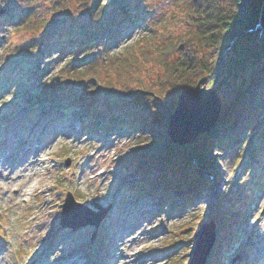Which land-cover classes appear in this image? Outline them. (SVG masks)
I'll return each mask as SVG.
<instances>
[{
    "label": "trees",
    "instance_id": "1",
    "mask_svg": "<svg viewBox=\"0 0 264 264\" xmlns=\"http://www.w3.org/2000/svg\"><path fill=\"white\" fill-rule=\"evenodd\" d=\"M38 2L25 0L18 13L9 12L2 21L13 19L38 39V44L31 40L25 47L39 46L34 60L36 81L22 87L19 98L54 103L80 115L86 130H131L136 142L129 160L138 167L149 166L148 173L168 170L170 182L178 176V181L166 185L168 191L181 182L188 186L185 177L193 163L203 169L213 158L220 161L227 188L210 209L220 221L219 231L235 241L238 217L249 221L253 200L264 183L259 165L249 166L248 174L240 172L245 161L264 152V25L253 29L260 6L256 0H244L249 14L225 13L219 0L202 9L197 0H188L183 10L174 8L162 18L154 17L148 0H51L48 17L40 14ZM167 19L185 22L187 28L179 33L167 31L170 36L161 39ZM138 22H147V33L124 49L113 50L122 33ZM223 39L228 40L230 51L217 65L208 66L199 46ZM57 42L64 48L62 56L47 66L50 47ZM24 59L30 62L29 57ZM23 62L15 64L20 81L26 72ZM205 74H211L210 84L222 74L237 83L222 101L214 130L199 134L193 143L177 145L166 136L168 116L179 92ZM96 119L101 121L97 127ZM256 140L261 144L258 152L253 150ZM195 182L205 186L207 177ZM223 245L219 236L214 253H221ZM213 264L222 262L215 258Z\"/></svg>",
    "mask_w": 264,
    "mask_h": 264
},
{
    "label": "rangeland",
    "instance_id": "2",
    "mask_svg": "<svg viewBox=\"0 0 264 264\" xmlns=\"http://www.w3.org/2000/svg\"><path fill=\"white\" fill-rule=\"evenodd\" d=\"M24 1L0 0V21H4L3 18L9 12L18 13ZM50 1L39 0L41 15L48 17L51 14L48 9ZM187 1L148 0V3L153 6L154 17L162 18L168 16L174 8L183 10ZM197 2L202 6L200 9L212 4V0ZM256 2L260 6L253 29L259 23L262 24L260 27L264 25V0ZM218 6L225 13L239 11L249 14L244 0H219ZM177 20L164 21L166 25L159 38L169 37L167 31L179 33L187 28L185 22ZM146 24L147 22H138L125 30L114 43L113 50L120 51L141 38L142 34L147 33ZM34 35L18 27L13 19L0 23V264H26L28 261L44 264L47 254L45 249L50 246L53 252L51 257H57L54 255H57L59 245L61 256L69 254L70 259H73L80 255L78 257L83 260V264H128L124 260L129 261L130 257L127 256L134 252L153 255L160 264H188L196 240L195 233L201 223L212 217L219 222L218 217L210 213V207L216 204V199L227 188L222 163L213 158L212 164L203 169L199 163H193L185 177L188 186L183 187L181 182L170 192L166 185L178 181V176L170 182L168 170L154 169L148 173L149 166L144 164L138 167L129 160L131 147L136 142L131 130L108 132L106 129H97L85 134L84 121L80 115L76 117L61 112L52 104L39 103L33 107L28 100L19 98L22 87L36 81L34 60L39 46L25 48L31 40H35ZM35 41L38 44V39ZM227 42L228 40L223 39L214 44L199 46V55L204 63L210 67L217 65L220 57L226 56L230 51ZM59 45L57 42L50 47L47 57L50 62H46L47 66L54 64L62 56L64 48ZM18 51L17 56L13 55ZM28 57L30 62L22 61ZM18 61L24 63L21 67H26L21 81L18 77L20 70L15 65ZM236 83V80L224 74L219 75L213 84H210L209 79V85L216 89L221 101L231 96ZM81 112L85 114L83 108ZM106 113L108 112L104 116ZM100 122V119H96L94 124L98 126ZM165 131L170 140L167 125ZM16 133L24 139L20 146H16L15 141L12 142ZM262 141L264 142V133ZM8 144H12L11 149L2 153ZM254 144L253 150L258 152L261 148L260 141L256 140ZM37 145L40 153L38 157L44 158L46 162L42 166L30 165V161L18 165L23 158L35 156ZM30 146L35 147L31 152L28 151ZM7 156L17 165L10 171L3 168L2 162ZM67 159L68 164L65 163ZM249 163L260 165L263 173L264 154L262 158L254 155ZM249 163L247 166L243 165V170L240 169L244 175L251 169L248 167ZM200 176L207 177V185L200 187L195 182ZM256 184L259 186L260 183ZM67 190L73 191L79 201L93 209L96 208L91 200L109 208L105 222H101L93 239V225L88 224L76 230L61 226L62 203ZM192 191L195 192V200L190 204L191 202L187 203L190 199L185 194ZM255 199L250 221L247 224L241 223L245 226L241 238L233 243L223 259L228 264H264V184L260 196ZM147 200L158 204L153 209L154 213L149 212L147 216L136 218L140 224L136 229L139 238L125 237L120 232L119 220H124L123 214L128 206H136L135 208L142 210L152 206L142 203ZM174 201L179 205H174ZM54 218H58L53 224L54 229L59 231L58 235L43 239L38 226L43 221ZM134 225L135 222H131V226ZM220 236L223 243L228 242V238L222 233ZM218 259L222 261V256ZM213 261L214 257L208 256L205 264H212Z\"/></svg>",
    "mask_w": 264,
    "mask_h": 264
},
{
    "label": "water",
    "instance_id": "3",
    "mask_svg": "<svg viewBox=\"0 0 264 264\" xmlns=\"http://www.w3.org/2000/svg\"><path fill=\"white\" fill-rule=\"evenodd\" d=\"M210 75H203L194 86L185 87L179 92L176 107L169 114L167 123L168 136L173 143H193L199 134L210 131L217 123L222 101L216 89L209 85ZM93 204L100 210H93L77 201L74 194L68 191L63 203L61 223L74 229L89 223L98 228L108 207H103L97 201H93ZM215 230L216 222L213 219L200 225L195 233L196 240L189 264H205L215 241Z\"/></svg>",
    "mask_w": 264,
    "mask_h": 264
},
{
    "label": "bare ground",
    "instance_id": "4",
    "mask_svg": "<svg viewBox=\"0 0 264 264\" xmlns=\"http://www.w3.org/2000/svg\"><path fill=\"white\" fill-rule=\"evenodd\" d=\"M264 24V22H263ZM168 123V122H167ZM20 135L16 133V138H13L12 139V142H16V146H20L22 145L23 143V137H19ZM12 147V144H8L7 145V149L5 148L4 150V153L5 152H8ZM33 146H30L28 148V151L31 152L33 151ZM40 155L39 153V148H37V151H36V154L35 156L33 157H30V158H23L18 165H23L27 162H29L28 164L30 165H40L42 166L46 160L43 158H39L38 156ZM3 163V168L4 169H8L9 171L11 170V168H14L16 165V162H13L12 158H10V156H7L6 159L2 162ZM101 175V174H99ZM191 195V198L192 199L193 195H195V192H191L190 193ZM172 199H175V197H173ZM144 204H147V205H152V206H148L146 209L142 210L141 208H135L136 206H128L127 207V211L125 212V214H123V218L124 220H119V225L121 227V231L122 234H124L125 237L127 236H132V237H135L133 239H137L139 238V234L138 233V230H136L137 228L140 227V224L137 222L136 218L138 217H143L144 215L147 216V214L149 212H153V209L158 205L156 203H152L150 200H147L146 202H142ZM174 205L178 206L179 204L176 203L175 204V201L173 202ZM58 220V218H54L53 220L51 221H48V220H45L43 221L39 226H38V230H40V233H42V235L44 236L43 239H50L51 237H55L58 235L59 231L54 229L53 227V224L54 222H56ZM118 221V218L116 219ZM135 222V225L132 227L131 226V222ZM128 239V238H127ZM126 243V241L124 242V244ZM61 248H60V245L57 247V255L55 254L54 256H57V257H51V253L53 252H50L48 254V258H51V261H45L44 264H81V259L80 255H77V257L73 258V259H70V255L69 254H63L62 256L60 255V251ZM134 258H129V261L128 260H124L125 262H128V264H160V262L157 260V258H153V255H141L140 257L137 255L138 252H134ZM127 257H131V255H128Z\"/></svg>",
    "mask_w": 264,
    "mask_h": 264
}]
</instances>
